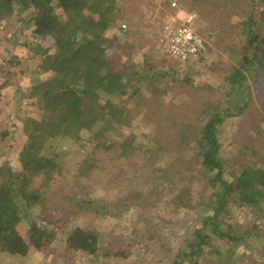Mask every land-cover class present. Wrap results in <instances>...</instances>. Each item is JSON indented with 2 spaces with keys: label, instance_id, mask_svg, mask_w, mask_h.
<instances>
[{
  "label": "trees",
  "instance_id": "1",
  "mask_svg": "<svg viewBox=\"0 0 264 264\" xmlns=\"http://www.w3.org/2000/svg\"><path fill=\"white\" fill-rule=\"evenodd\" d=\"M251 6L253 13L242 23L250 35L248 46L236 64L221 68L224 92L216 98L220 91L211 85L195 83L193 74L173 71L169 64L158 68L144 54L138 67L113 57L114 31L125 29L122 21H127L117 0H0V42L21 43L33 54L37 66L25 96L30 105L41 106L38 118L21 120L27 139L18 155L20 169L0 166V254L28 257V244L18 230L24 219L30 246L39 252L50 248L61 225L33 219L36 208L40 214L58 211L62 220L70 219L73 226L62 232L71 253L83 254L91 264L128 261L134 239L128 243L130 238L120 236L113 242L107 237L105 242L93 223L76 224L85 216L94 220L113 211L109 201L97 200L85 185L101 167L125 189L138 185L141 191L135 196L147 197L144 206L159 208L157 214L181 208L192 223L198 219L178 245L168 237L176 223L160 216L161 225L148 226L146 248L160 245L162 264H204L199 259L206 254L234 264V249L245 236L264 235V119L259 113L264 112V0H251ZM24 13L29 14L24 29H32L33 42H27L23 28L10 32L18 20L13 18ZM8 86L0 81V101ZM138 109L153 112L149 122L155 128L129 152L136 139L133 126L122 140L115 132L133 125ZM232 120L249 124L250 131L234 141L241 161H232V146L220 137L223 125ZM83 131L89 132L86 139L95 140L90 151L83 144ZM170 132L175 136L165 142L161 135ZM7 136L0 134V145ZM119 167L125 172L119 173ZM142 172L148 173L144 179L137 177ZM200 177L213 196L196 198L186 186ZM129 178L142 183L132 184ZM233 194L255 221L243 227L225 223ZM129 196L137 199L132 192ZM212 239L224 242L227 250L213 247ZM251 258L263 264L264 252Z\"/></svg>",
  "mask_w": 264,
  "mask_h": 264
},
{
  "label": "rangeland",
  "instance_id": "2",
  "mask_svg": "<svg viewBox=\"0 0 264 264\" xmlns=\"http://www.w3.org/2000/svg\"><path fill=\"white\" fill-rule=\"evenodd\" d=\"M117 2L128 22L122 21V24L126 26L125 29L114 31L117 38L111 47L113 57L121 58L123 61L132 64L133 67H138L141 64L140 62L144 61L143 57L145 56V58L150 59L149 61H153L158 68H165L164 66L171 65L172 67H169L173 71L193 74L195 83H207L214 87L216 92L217 90L220 91V95H216V98L217 96L220 97L223 95V76L220 70L224 66L236 64L242 55L243 46H248L249 43L250 35L243 30L242 23L253 13L251 0H117ZM173 4H175V7H173ZM189 14L195 16L194 29L206 41L207 52L200 58V63H195V60L185 67L176 64L175 61H170L169 58H165L166 56L159 47L158 38L161 27L168 23L169 20L173 18L179 20ZM14 19L15 21L18 19L15 22L17 24L11 27L10 32L17 33V30L21 32L22 29L20 28L24 29L26 26L29 20V14L24 13L18 15V17H14ZM31 30L25 28L22 32L27 42H33L30 38ZM0 45V66L2 68L0 70V81H5L9 84L2 91L4 99L0 101V108L3 110L0 114V134L4 132L8 134L7 138L0 145V166L6 164L15 170H19L18 155L27 139L21 120L24 117L34 119L41 115V106L35 102L30 105L25 96L27 88L31 85V78L33 77V71L36 69L37 62L34 60L33 54L29 51L28 47L21 45V43L2 41ZM127 47V50H129L128 57L124 52ZM141 54H144V56H141ZM10 60H14L17 64L14 66L7 64L6 62ZM253 101V105H256L259 110L261 107L254 93ZM151 113L153 112L138 109L137 114H135L136 119L132 123L133 125L124 129H118L115 132V134L120 136V140H122L130 134V128L133 126V132L131 133L135 135L136 139L132 140L133 143L129 152L136 145L145 142L143 134H146L148 129L155 128V125L149 122ZM259 113L264 119V112L261 111ZM248 127L249 124H243L236 120H232L223 125L220 137L223 143L226 142L232 146L231 154L234 156L232 161L236 159L241 161L237 155L239 149L238 144L235 145L234 141L237 137H243L247 131H250ZM88 133L87 131H83L81 132V136L84 140L83 144L85 145V149L90 151L95 144V140L86 139ZM161 136L166 137L165 142H170L168 140H172L175 133H162ZM243 143L244 140L240 142V144ZM232 165L233 163H230L229 166L231 167ZM118 171L119 173L125 172L122 167H119ZM147 174L142 172L137 177L144 179ZM129 180L132 181V184L135 182L142 183L137 179L134 181L132 178H129ZM198 180L204 179L202 177L195 178L194 181L186 184L192 193H194L195 197L213 196V191L210 189L206 191L205 184L200 183ZM85 185L89 189L91 196H94L97 200L102 199L103 202L109 201L107 204L114 207L113 211H111L112 213L103 218L99 217L91 220L88 219V216H85L81 221L78 220L76 224L92 227L93 223V227L103 235L105 242L107 241V237H110L113 242L120 240V236L130 238L127 241L128 243L129 240L134 239L132 243H135V246L131 251L128 261L119 264H138L137 262L146 261L150 264H162L160 263L162 258L160 245L151 246L148 242L150 247L148 246L146 248V241L148 240L146 232L148 226L161 225V217L176 223V227L173 228V234H170L168 237L172 239L173 244L178 245L181 242L180 239L185 235V232L189 233L191 226L198 220L195 219L194 223H192V216L187 214L189 213L187 210L181 208L174 209L172 214H167L163 211L157 214L156 211L159 208L153 210L151 207L147 208L144 206V201L148 203L147 197L144 195L135 196L136 191H141L138 185H131L125 189L124 184H119L117 178L108 174L105 175L102 167L100 171L96 172L95 177L85 183ZM130 192L137 199L132 196L127 198ZM119 199L123 201L119 202ZM229 201V213L223 217L225 223H238L243 227L248 223L247 221H255L254 218L251 219L249 209L245 206L241 207L234 194L230 196ZM147 206L149 205L147 204ZM60 214L58 211L40 214L38 209L33 208L31 212L33 219H45V221L52 222L56 226L61 225L60 231L55 233L57 236L56 240L50 245L48 250L43 252L37 251L35 247L30 246L29 222L24 219L18 226V230L28 244V257L21 258L1 253L0 264H91L88 258L85 259L83 254L71 253L64 246L65 242L62 229L67 228V226L72 227L73 224L70 223V219L66 221L62 220ZM176 217H180L181 220L179 221ZM178 223L180 224L177 226ZM123 238L122 240H124ZM245 238L234 249V264H256L257 262L251 258L252 255L264 252L263 234L259 236H253L251 234L245 236ZM212 245L223 251L228 248L224 242L215 239H212ZM244 256H246L245 259H243ZM223 259L221 258L218 261L217 257L206 254L205 258L199 259V262L201 263L202 261L204 264H208L206 261H209L210 264H224L222 262L224 261ZM109 264L113 263L111 262Z\"/></svg>",
  "mask_w": 264,
  "mask_h": 264
},
{
  "label": "built area",
  "instance_id": "3",
  "mask_svg": "<svg viewBox=\"0 0 264 264\" xmlns=\"http://www.w3.org/2000/svg\"><path fill=\"white\" fill-rule=\"evenodd\" d=\"M194 23L195 16L189 14L179 20L173 18L161 27L159 47L164 55L180 65L197 60L206 50V41L195 31Z\"/></svg>",
  "mask_w": 264,
  "mask_h": 264
},
{
  "label": "crops",
  "instance_id": "4",
  "mask_svg": "<svg viewBox=\"0 0 264 264\" xmlns=\"http://www.w3.org/2000/svg\"><path fill=\"white\" fill-rule=\"evenodd\" d=\"M42 77V76H41Z\"/></svg>",
  "mask_w": 264,
  "mask_h": 264
}]
</instances>
